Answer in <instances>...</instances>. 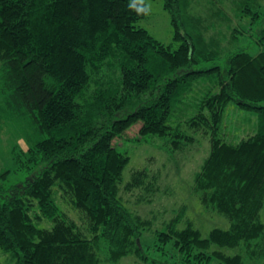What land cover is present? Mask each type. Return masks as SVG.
I'll use <instances>...</instances> for the list:
<instances>
[{
    "label": "trees",
    "instance_id": "trees-1",
    "mask_svg": "<svg viewBox=\"0 0 264 264\" xmlns=\"http://www.w3.org/2000/svg\"><path fill=\"white\" fill-rule=\"evenodd\" d=\"M192 1L163 0L174 41L165 44L136 24L148 13L145 0H0V114L25 118L35 135L10 150L25 178L6 184L10 171H0V253L8 263L117 264L134 255L150 264H264V12L260 0H207L220 23L231 21L224 3L237 13L231 50L220 35L206 36L210 23L189 11ZM246 21L258 25L254 53L235 46L251 29ZM231 102L255 115L244 137L225 124ZM136 124L130 139L160 138L168 152L184 150L197 133L207 137L192 189L227 228L203 235L182 205L155 231L152 247L167 257L147 254L140 238L153 220L119 194L129 156L117 139L128 140ZM147 180L156 177L136 169L125 188Z\"/></svg>",
    "mask_w": 264,
    "mask_h": 264
},
{
    "label": "rangeland",
    "instance_id": "rangeland-1",
    "mask_svg": "<svg viewBox=\"0 0 264 264\" xmlns=\"http://www.w3.org/2000/svg\"><path fill=\"white\" fill-rule=\"evenodd\" d=\"M145 2L148 13L136 24L145 28L152 36L165 44L174 42L170 14L163 8V0H145ZM260 4V11L264 12V0H260ZM215 8L207 0H194L189 11L194 15L202 16L207 23H210L206 36L220 35L224 47L233 50L234 43L229 46L226 41L232 26L240 23L236 16L237 13L230 2L224 3V9L231 17V21L220 23L212 15ZM243 25V28L251 29L245 35L240 36V40L235 43V46L241 45L252 53L257 52V44L254 38L256 37L255 29L258 28V25L249 24L248 21L243 22ZM255 121L254 114L238 109L232 102L229 103L225 112V124L231 129L232 136L235 135L238 138L251 133L255 127ZM138 125H133L126 131L128 132V140L124 139V133L120 139H117V143L119 142L117 148L120 151H125L129 156V161L123 169L119 194L124 204L131 211L143 218L153 220L151 229L143 232L140 243L143 247H148L145 251L150 257L163 259L167 255L161 254L152 247L156 241L155 231L165 229L166 222L174 216L182 205L186 208L185 217L203 235H206L213 227L227 228L229 221L217 212L206 210L196 194L193 193V177L209 152L210 144L207 137L197 133L194 142L184 150L168 152L161 146L162 139L160 138H149L140 143L130 139L136 135ZM34 138L33 128L31 129L25 118L2 111L0 114V171L4 169L10 171L5 181L6 184L21 181L27 174V169L14 170L17 164L10 152L11 147L17 144L25 149L30 140ZM143 168L150 174V178L156 177V181L147 180L145 186L127 190L125 184L130 180L132 172ZM56 201L76 222L79 224L83 222L80 212L73 209L63 197L58 195ZM183 225V223L178 224V227ZM167 249L171 254L174 252L169 243ZM169 259L171 258L169 257ZM0 264L13 263H8L6 257L0 253ZM117 264L150 263L144 262L134 255H128Z\"/></svg>",
    "mask_w": 264,
    "mask_h": 264
}]
</instances>
